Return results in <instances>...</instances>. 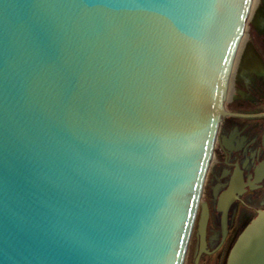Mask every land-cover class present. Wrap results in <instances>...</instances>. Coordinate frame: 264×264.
I'll return each instance as SVG.
<instances>
[{
	"label": "water",
	"instance_id": "water-1",
	"mask_svg": "<svg viewBox=\"0 0 264 264\" xmlns=\"http://www.w3.org/2000/svg\"><path fill=\"white\" fill-rule=\"evenodd\" d=\"M252 2L0 0V264H184Z\"/></svg>",
	"mask_w": 264,
	"mask_h": 264
},
{
	"label": "flooded vegetation",
	"instance_id": "flooded-vegetation-1",
	"mask_svg": "<svg viewBox=\"0 0 264 264\" xmlns=\"http://www.w3.org/2000/svg\"><path fill=\"white\" fill-rule=\"evenodd\" d=\"M248 19L253 26L251 44L261 63L241 68L242 41L191 234L195 236L191 264L197 258V264H226L241 231L264 209V0H253ZM203 207L207 209L204 249L198 235Z\"/></svg>",
	"mask_w": 264,
	"mask_h": 264
},
{
	"label": "bare ground",
	"instance_id": "bare-ground-1",
	"mask_svg": "<svg viewBox=\"0 0 264 264\" xmlns=\"http://www.w3.org/2000/svg\"><path fill=\"white\" fill-rule=\"evenodd\" d=\"M241 42H242V49H241V53L239 54L240 56L238 57V59H241V68L242 69L252 68L254 65H256L257 62L261 63L260 59L258 58L256 53L253 51V48L250 45V41L247 39H244L243 35H242V38L240 40V43ZM240 43L238 46H240ZM238 49H239V47H238ZM238 49H237V51H238ZM236 57H237V52H236L235 59H236ZM227 90H228V88H227ZM226 95H227V93H226Z\"/></svg>",
	"mask_w": 264,
	"mask_h": 264
},
{
	"label": "rangeland",
	"instance_id": "rangeland-1",
	"mask_svg": "<svg viewBox=\"0 0 264 264\" xmlns=\"http://www.w3.org/2000/svg\"><path fill=\"white\" fill-rule=\"evenodd\" d=\"M253 28L250 19H248L247 23H246V29L244 31V34L247 35L249 41L251 42L252 37H251V29ZM264 51V50H262ZM237 58V57H236ZM228 103V100H225V104ZM194 246H195V236H191L190 237V241L188 244V248L186 251V257H185V261L184 264H191V260H192V255H193V251H194Z\"/></svg>",
	"mask_w": 264,
	"mask_h": 264
}]
</instances>
